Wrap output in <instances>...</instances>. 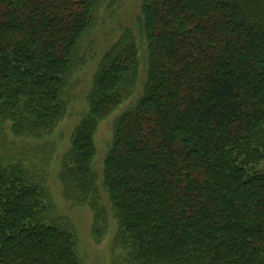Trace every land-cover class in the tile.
I'll return each instance as SVG.
<instances>
[{"label":"trees","instance_id":"trees-1","mask_svg":"<svg viewBox=\"0 0 264 264\" xmlns=\"http://www.w3.org/2000/svg\"><path fill=\"white\" fill-rule=\"evenodd\" d=\"M100 3L0 0V264H82L74 230L46 222L45 184L11 145L45 140L65 117V78ZM140 4L143 50L127 31L101 56L61 195L90 208L96 243L108 205L112 264H264V0ZM137 92L99 177L98 124Z\"/></svg>","mask_w":264,"mask_h":264},{"label":"rangeland","instance_id":"rangeland-1","mask_svg":"<svg viewBox=\"0 0 264 264\" xmlns=\"http://www.w3.org/2000/svg\"><path fill=\"white\" fill-rule=\"evenodd\" d=\"M141 0H101V3L93 11V28L87 31L80 41L79 48L74 56L70 73L65 78V86L62 89V101L65 104V117L56 126L50 137L39 142L19 141L15 144L6 130V138L13 148L25 149L27 159L25 166L30 173L35 174L37 181L43 182L47 190L48 201L51 209L44 214L46 222H57L67 225L74 230L82 264H112V259L118 257L113 242L116 234V220L107 205V220L104 234L100 242L93 239V216L90 208L72 206L61 195V184L58 175L62 157L67 153L70 136L73 129L79 124L87 111L86 98L92 86V77L96 71L101 56L115 40L125 35L127 31L135 37L139 47V54L143 50L142 41L138 32V15L141 17ZM143 53V51H142ZM144 55V54H143ZM141 58V72H144L145 57ZM143 73H141L142 76ZM141 91V85L138 86ZM137 92L126 103L119 106L105 120L99 122L94 135L96 155L93 169L100 172L103 157L111 140L113 122L125 109L135 103ZM35 148L37 153L32 154L28 148ZM264 170V164L258 167ZM94 170V171H95ZM95 171V172H96ZM96 172V174L98 173Z\"/></svg>","mask_w":264,"mask_h":264}]
</instances>
